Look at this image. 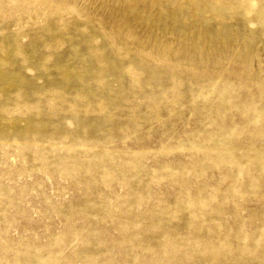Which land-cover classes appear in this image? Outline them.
I'll return each mask as SVG.
<instances>
[{"label": "rangeland", "instance_id": "374dc122", "mask_svg": "<svg viewBox=\"0 0 264 264\" xmlns=\"http://www.w3.org/2000/svg\"><path fill=\"white\" fill-rule=\"evenodd\" d=\"M0 264H264V0H0Z\"/></svg>", "mask_w": 264, "mask_h": 264}]
</instances>
